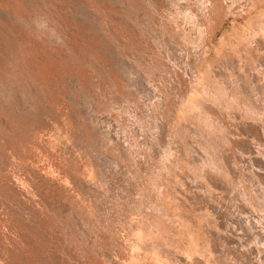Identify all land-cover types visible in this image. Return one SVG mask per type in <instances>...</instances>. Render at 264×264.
<instances>
[{"label":"rangeland","instance_id":"374dc122","mask_svg":"<svg viewBox=\"0 0 264 264\" xmlns=\"http://www.w3.org/2000/svg\"><path fill=\"white\" fill-rule=\"evenodd\" d=\"M0 264H264V0H0Z\"/></svg>","mask_w":264,"mask_h":264}]
</instances>
